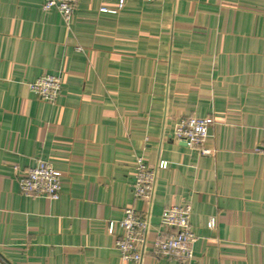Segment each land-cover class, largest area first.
I'll use <instances>...</instances> for the list:
<instances>
[{
    "label": "crops",
    "instance_id": "0c3cea01",
    "mask_svg": "<svg viewBox=\"0 0 264 264\" xmlns=\"http://www.w3.org/2000/svg\"><path fill=\"white\" fill-rule=\"evenodd\" d=\"M42 2L0 0L1 257L130 264L114 247L130 206L148 216L140 264H179L150 241L165 206L189 204V264H264V0H78L69 25ZM47 72L52 103L28 85ZM183 116L212 120L210 155L174 138ZM136 155L156 168L148 201ZM37 158L62 175L56 200L18 189Z\"/></svg>",
    "mask_w": 264,
    "mask_h": 264
},
{
    "label": "built area",
    "instance_id": "2783aa9c",
    "mask_svg": "<svg viewBox=\"0 0 264 264\" xmlns=\"http://www.w3.org/2000/svg\"><path fill=\"white\" fill-rule=\"evenodd\" d=\"M154 2L162 0H141ZM78 0H43V10L56 9L63 22L69 25L73 13L77 8ZM125 0H118L116 8H120ZM100 11L114 12L116 9L101 6ZM81 50L80 46L75 47ZM30 90L38 98L54 102L61 90V80L57 73H44L29 84ZM212 120L208 117L183 116L179 117L173 126V135L177 140H182L193 149H197L201 155H210L212 149L204 146L209 136V128ZM136 173L131 187L135 198L148 201L152 195L156 168L150 166L141 156L136 155ZM164 161L158 167H165ZM18 189L23 194L56 200L62 187V175L48 162L37 158L16 173ZM191 207L189 204L168 205L162 209L160 215L161 224L169 229L153 238L151 253L157 256L174 259L179 264H189L193 258V243L197 238L190 224ZM112 225V221H110ZM209 225H213L210 219ZM120 233L114 238V247L123 263L140 264L143 256V248L147 242L146 232L148 228V216L144 211L134 207H123L122 217L118 220ZM109 233L112 228L109 227ZM0 264H10L0 255Z\"/></svg>",
    "mask_w": 264,
    "mask_h": 264
}]
</instances>
